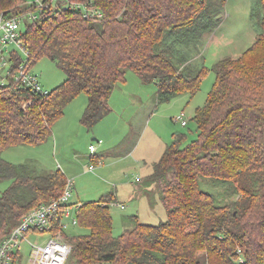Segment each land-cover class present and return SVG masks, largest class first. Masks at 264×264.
Listing matches in <instances>:
<instances>
[{"label": "trees", "instance_id": "trees-1", "mask_svg": "<svg viewBox=\"0 0 264 264\" xmlns=\"http://www.w3.org/2000/svg\"><path fill=\"white\" fill-rule=\"evenodd\" d=\"M22 1L0 0V16L24 14ZM94 3L100 19L59 5L22 32L33 62L46 56L63 70L58 85L45 95L0 85V181L11 180L0 193V240L26 211L57 197L67 178L35 160L7 161L2 151L45 142L79 93L87 97L80 121L92 127L111 111L108 99L127 70L153 82L159 102L193 95L205 69L195 67L192 53L217 27L224 0ZM253 4L259 32L238 57L214 63L213 86L192 116L195 137L185 142V133L172 134L151 173L137 180L147 191L157 187L166 218L153 225L132 215L133 226L115 236L109 210L115 191L80 202L77 224L87 232L64 235L71 245L65 264H202L200 252L205 264H264V0ZM199 176L223 181L236 198L216 203Z\"/></svg>", "mask_w": 264, "mask_h": 264}, {"label": "rangeland", "instance_id": "rangeland-1", "mask_svg": "<svg viewBox=\"0 0 264 264\" xmlns=\"http://www.w3.org/2000/svg\"><path fill=\"white\" fill-rule=\"evenodd\" d=\"M253 6V0H224L217 27L204 36L198 53H192L191 62L195 67L205 69L199 88L193 95L183 93L159 102L157 86L153 82H144L138 74L127 70L124 81L117 82L108 99L111 111L92 127L88 128L80 121L87 97L85 93H79L65 106L63 115L52 125V139L48 138L37 145L10 146L2 151L1 157L12 163L35 160L48 170L61 169L68 179L73 180L70 201L75 204L99 199L104 193L115 191L117 201L109 205L112 234L115 236L133 226V219L127 218L132 215H136L141 223L158 224L166 218V212L157 187L152 185L147 191L144 184L141 185L144 181L142 176L143 181L126 183L129 178L143 174V160L151 163L159 159L158 155L164 146L171 142L172 134L185 133V142L195 137L196 125L192 116L195 109L205 103L213 86L214 63L223 57H238L253 43L259 32V27L251 17ZM31 22L22 20L21 30ZM8 48H15L18 55L26 59L21 49L13 45ZM31 71L46 90H51L65 78L63 70L46 56L36 59L31 65ZM2 72L0 70V75ZM181 111L187 121L185 125L173 119ZM89 144L96 146L97 158L96 155L91 156ZM133 144L138 147L136 150L125 156L116 155L119 151L124 154ZM95 159L98 163L93 164ZM90 165L94 166L92 170ZM198 179L201 190L211 194L216 203L226 204L236 198L233 192L226 189L223 181L204 176ZM10 181H0V193L8 187ZM230 185L233 186V183ZM64 222L67 225L64 230L66 237L87 232L81 225L73 224L71 217ZM27 237L34 241L35 236L31 233ZM13 251L20 259L18 264H28V243L22 242ZM198 258L205 264L202 252Z\"/></svg>", "mask_w": 264, "mask_h": 264}, {"label": "built area", "instance_id": "built-area-1", "mask_svg": "<svg viewBox=\"0 0 264 264\" xmlns=\"http://www.w3.org/2000/svg\"><path fill=\"white\" fill-rule=\"evenodd\" d=\"M22 4L28 7L24 14L0 16V70L3 71L0 75V85L29 89L34 93L45 95L48 90L42 87L37 75L31 71L33 58L24 43L23 30L20 28L21 21L24 19L36 21L42 14L59 5L63 8L79 9L84 17L95 20L102 18L103 13L94 0H23ZM9 45L21 49L26 59H22L15 48L10 50ZM6 49L9 50L7 55L4 54ZM173 119L181 125L187 123L182 111ZM89 150L95 152L96 146L90 144ZM89 168L92 170L94 166L90 165ZM72 185L73 180L66 178L65 186L57 197L29 209L20 217L8 234L0 240V264H18L20 259L13 248H18L22 242L30 245L28 264L67 262L71 245L64 237V230L67 227L64 221L71 217L72 223L77 224L76 212L79 206V203L70 202ZM29 233L35 236L34 241L28 239ZM44 234L46 236H43Z\"/></svg>", "mask_w": 264, "mask_h": 264}, {"label": "crops", "instance_id": "crops-1", "mask_svg": "<svg viewBox=\"0 0 264 264\" xmlns=\"http://www.w3.org/2000/svg\"><path fill=\"white\" fill-rule=\"evenodd\" d=\"M140 78V77H139ZM141 80V79H140ZM157 91V90H156ZM86 103H87V98H86ZM86 103H85V105H84V108H85V106H86ZM84 108H83V111H84ZM82 111V112H83ZM52 134H53V132H52ZM51 139H52V136L50 137ZM92 139H94V137L92 138ZM124 140L125 139H123L122 141L124 142ZM98 143H100V142H98ZM135 144H137V143H135ZM135 144H133L128 150H126V152H124V154L122 153V152H118L116 155H127V154H129L131 151H133V150H136L138 147L137 146H135ZM90 145V144H89ZM137 147V148H136ZM165 147V146H164ZM88 148H89V146H88ZM164 149V148H163ZM96 151L97 150H95V152H90L92 155L91 156H95L96 155V158H97V154H95L96 153ZM163 151V150H162ZM162 153V152H161ZM161 153L159 154V155H161ZM158 155V157H160ZM157 161V160H156ZM143 164H144V172H143V174H140V175H136L135 177H133V178H129V182L128 183H126V184H133V183H137V179H139V178H141V176L142 177H145V176H147V175H149L150 173H151V171H152V166H153V163L155 162H149V163H146V161H144L143 160ZM147 197V196H146ZM71 202V201H70ZM72 203V202H71ZM123 206V205H122Z\"/></svg>", "mask_w": 264, "mask_h": 264}]
</instances>
